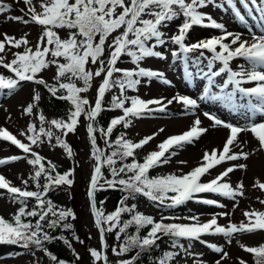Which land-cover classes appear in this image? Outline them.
Returning <instances> with one entry per match:
<instances>
[{
	"label": "snow or ice",
	"instance_id": "6c2138e0",
	"mask_svg": "<svg viewBox=\"0 0 264 264\" xmlns=\"http://www.w3.org/2000/svg\"><path fill=\"white\" fill-rule=\"evenodd\" d=\"M14 2H22L25 7L19 9L22 15L8 16V19L35 25L39 32L35 42L28 39L29 33L17 38L5 32L0 39V68L6 70L0 71V95L11 96L24 83L34 85L31 101L21 106V115L33 119L18 134L0 126V141L10 143L22 153L0 158V166L17 161L29 166L19 186L0 174V197L18 205L9 218L0 214V245L27 251L33 257L32 264H40L37 252L48 257L51 264H69L48 248L59 240L73 251L76 261L81 259L68 238L63 234L53 235L59 229L61 233L71 232L72 238L81 245L85 243L74 230L72 221L77 219L74 210L51 198L53 192L73 186L75 169L59 171L57 164L38 149L41 146L59 148L69 160L73 159L74 151L66 137L77 131L83 118L87 122L86 135L93 161L87 197L100 240L99 249H87L92 264H111L107 254L109 247L119 258L116 264H140L142 254L159 249L158 241L165 237L170 250L153 258L152 264H178L177 257L181 253L185 257L202 256V253L191 252L194 242L219 254L213 264L231 259L223 245L204 240V236L223 237L227 245L235 239L239 248L251 256L253 264H264V243L249 246L237 239L243 234L264 232V210H242L244 219L239 222H233L232 212L228 211L212 213L207 220H201L202 213L177 217L162 211L156 219L138 210L137 203H130L143 197L161 210H174L189 202L224 209L227 204L218 199L222 197L233 202V210L239 207V198L245 196L246 186L242 179L233 184L230 174L236 170L246 172L250 157L256 152L264 153V27L260 35L252 33L251 39H244L242 33L229 31L205 9L223 8L240 21H245L246 14L255 12L264 21V0ZM11 10V4L0 0V14ZM173 25L175 29L169 31ZM195 27L216 30L218 34L189 43V34ZM60 30H66V37H61ZM168 54L173 66L176 62L182 64L184 79L189 84L195 81L202 87L198 98L180 93L171 98L150 99L130 95L137 93L142 84L150 85L153 81L171 84L163 70L144 66L149 59L167 60ZM237 60L245 63L234 69L232 64ZM125 62L126 66H119ZM53 69L50 82L42 73ZM96 79L100 82L93 102L86 94ZM41 86L50 97L68 105L64 116L48 118L39 109ZM108 94L111 95L106 103ZM174 102L185 114L195 118L186 131L168 136L142 160L137 158L138 150L164 132V128L139 140L130 138L127 131L113 139L118 127L128 130L135 120L166 113ZM201 102L218 103L229 112L242 113L246 122L233 123L204 111L202 114L211 122V128L228 130L222 148L204 150L196 166L186 172L180 168L179 173L152 175L208 131L197 115ZM105 111L119 114L111 117L106 126H99L98 118ZM8 119L11 120L10 115ZM241 134H250L256 145L245 151L248 141H241ZM98 135L103 147L98 143ZM229 162V166L212 175L214 169ZM177 164L186 165L187 161L178 160ZM205 177L211 178L205 180ZM252 187L264 194V182L259 178ZM107 190L122 194L115 209L108 213L103 208L104 201L98 206L96 199L98 192ZM256 199L264 206V199ZM223 217L229 218L226 224L219 222ZM180 220L188 222H178ZM108 234H114L117 243L110 246L106 239ZM236 259L238 264H248L241 257ZM193 264H207V261L193 259Z\"/></svg>",
	"mask_w": 264,
	"mask_h": 264
},
{
	"label": "rangeland",
	"instance_id": "374dc122",
	"mask_svg": "<svg viewBox=\"0 0 264 264\" xmlns=\"http://www.w3.org/2000/svg\"><path fill=\"white\" fill-rule=\"evenodd\" d=\"M35 2V0H34ZM223 3V0H220ZM4 3H8L12 5V10L10 12L0 14V39H3V33H8L9 35L16 36L17 38L21 37L25 33H29L28 39L30 41L35 42L38 36L39 28L35 25H24L22 23L14 22L8 19V16H16L22 15L19 11L20 8L25 7L23 3H15L14 0H4ZM205 11L210 12L214 18L218 19V21L223 22L229 31L240 32L243 34L244 39H251V34L255 33L256 35H260L262 31V27H264V21H261L259 17V13H253L252 15H247L245 21H240L237 19L231 12L224 10L223 8L217 9L215 7H209L205 9ZM232 21L234 24H230ZM179 23V21H177ZM175 29V25H173L172 29L169 31H173ZM59 34L61 37H66V30H60ZM218 32L216 30H211L202 27H195L189 34L188 42H195L198 39H202L205 37H209L212 35H216ZM8 59L11 58V55L8 54ZM245 63L243 60H237L233 62L232 67L236 69L239 64ZM127 62L121 64L119 66H126ZM146 67H150L153 69H160L166 73V77L171 81L170 85H165L160 82L153 81L150 85L142 84L137 93H129L130 95H139L144 99L150 98H159L161 96L171 98L173 95L180 93L186 94L193 98H198V96L202 92V87L198 86L195 81L192 84H189L183 75V68L180 62H176L173 66V61L171 59L170 54H168L167 60H159V59H149L145 62ZM95 67V66H93ZM203 67V65H201ZM195 71V69H190ZM0 71H6L0 68ZM54 74V69L51 71H45L42 73L43 77L46 80L52 82L51 78ZM226 78V77H224ZM99 79L94 80L92 89L86 94L90 101L94 102L96 95V87L99 84ZM219 82V78H218ZM206 83V82H205ZM154 85V86H151ZM34 87L31 83H24L23 87L18 89L13 95H0V126L7 127L14 134H18L20 130H22L26 123L29 120L33 119L31 117H25L21 115L22 105H26L31 101V90ZM41 92L42 99L39 102V109L43 111V113L48 118H59L61 116L58 115L54 107L52 106L51 101H46L47 96L44 88L41 86L38 89ZM214 91H219L218 88H214ZM111 94H108L106 100L110 98ZM7 110V111H6ZM204 111H211L214 114L218 115L222 119L233 123L244 124L245 118L242 113L238 112H229V110L223 108L222 105L214 102H201V108L198 111L197 115H199L202 126L208 128V131L202 135V137L191 145H186L184 150L180 151L179 154L173 158L172 162L168 165H165L161 168H158L154 171L163 169L165 173L177 172L179 173V169L183 168L186 172L190 170L192 167L196 166V163L199 161L200 157L203 154L204 150H211L213 148H222L223 143L226 140L228 135V130L223 128H211V122L203 116ZM118 112H109L108 117L111 118L115 115H118ZM11 116V120L8 119V116ZM195 117L191 114H185V110L175 102L169 106L166 113H156L153 116L139 119L134 121V125L125 130L123 127H118L114 135H118L120 132L127 131L128 136L134 140H139L143 138L145 135H150L153 132H156L159 128H164L165 131L160 133L153 141H151L148 145H146L139 156L141 160L147 152L151 150H156V146L159 142L163 141L170 135L180 134L186 131L193 119ZM86 121L81 118V124L78 126L77 131L72 134L70 133L66 139L67 142L71 145L74 151L73 159L69 160L65 155L62 154V150L59 148L50 149L48 147L41 146L38 151L41 152L42 155L51 159L55 162L62 170L65 171L69 168H74V175L72 179L74 180V184L71 188L64 187L58 193V204L63 205L65 207L71 208L74 210L77 219L72 221L74 224V229L76 234L79 235L81 239L85 241L83 245L76 242L73 243V248L76 253H79L81 259L79 261L75 260L73 251L70 254V258L73 260L74 264H92L89 253L87 249L89 247H95L97 249L100 248V240L98 230L94 227L93 217L90 212V202L87 197V189L89 186V179L92 172V164L93 161L90 157V144L87 140L86 135ZM220 131H222V142L221 144L214 145L213 140L215 136H217ZM213 132V134H211ZM239 139L241 141H248V144L245 146V151L252 149L256 145V141L251 137L250 134H241ZM98 143L103 147V140L98 138ZM22 154L20 150L15 148V146L10 145L8 142L0 141V158H5L11 155ZM184 154L188 155L187 160L184 159ZM178 160L187 161L186 165L177 164ZM231 162L226 163L223 166H218L213 170L212 175L215 176L219 171L222 170V167L229 166ZM249 167L247 171L236 170L234 173L230 174V179L233 184H235L238 180H243L246 191L245 196L243 198H239V207L233 210V202L227 200L226 198L219 197L222 203L227 204V207L224 209H219L213 206L203 205L199 203L189 202L185 206H181L174 210L168 209H159L150 201H147L143 197H138L136 201H130V203H137L138 210L144 212L145 214H149L154 216L156 219H159L161 212L165 215H172L177 217H185L194 214H203L201 216V220H207L210 218V214L220 211H228L232 212L231 219L233 222H239L244 219L242 215V210H247L251 208H255L257 210H264V206L260 205L257 197L264 199V194H262L259 190L254 189L252 187L254 181L259 178L262 182H264V153L256 152L254 153L250 159L247 161ZM11 166V173L5 174L0 171V174L5 175L7 179L12 181L15 185L19 186L21 184V177H25L28 174L29 166L24 161H17L9 164ZM4 166H0V169ZM211 177H205L204 179H210ZM210 198H217L211 196V194H206ZM15 204L9 202L6 197H0V214L5 216V218H9L10 214L14 212ZM106 213L110 212L108 209L105 211ZM228 217L220 218L219 222L221 224H226L228 221ZM185 223L188 221L181 220ZM91 237L89 239L88 237ZM108 244L111 246L114 243V239L110 237V234L106 236ZM204 240H207L211 243H216L219 245H223L225 250L230 253L231 259L227 261H223L222 264H238L237 257H241L246 261H250V255L242 251L236 243L234 239L231 245L225 244L224 238L220 236H204ZM242 243L255 246L259 243H262L264 239V232L255 233V234H243L237 237ZM182 243H186L182 241ZM191 252L193 253H202V256H188L185 257L183 253L179 257H177L178 263L180 264H193V259H203L207 261V264H213V262L219 258V254L214 253L211 249L207 248L205 245L200 244L199 242H194L191 248ZM107 254L111 261V264H114V257L111 252V247L107 250ZM37 258L40 260V264H51L48 257H46L43 253L37 252ZM33 257L27 251L20 249L16 246L10 245H0V264H32ZM116 264V262H115Z\"/></svg>",
	"mask_w": 264,
	"mask_h": 264
},
{
	"label": "trees",
	"instance_id": "16d2710c",
	"mask_svg": "<svg viewBox=\"0 0 264 264\" xmlns=\"http://www.w3.org/2000/svg\"><path fill=\"white\" fill-rule=\"evenodd\" d=\"M44 90H45L46 96H47L46 101H51L52 102V106L54 107V109L56 110L58 115L61 116V117L64 116L66 111H67L68 105L65 102L58 101L55 98L50 97V95L47 93L46 89H44ZM106 103H107V100H106ZM109 112L110 111H105L98 118L99 126H106L107 125V123L110 120V118L108 117ZM115 136L116 135L113 134V139L115 138ZM98 138H99V135H98ZM140 152H141V150H138V153H137V158L138 159H141V157L139 156ZM58 170L61 171V172L65 171L64 169L62 170V168H60L59 166H58ZM151 174L152 175H165V174H168V173H165L164 170L161 169V170L153 171ZM105 175L106 176L108 175V172H107L106 169H105ZM60 190L61 189H59V190H57V191H55V192H53L51 194V198L57 204H58L57 197H58V193H59ZM121 195L122 194L119 191H114V190H107V191L98 192L97 195H96L98 206H99V202L100 201H104V204H103L104 210L106 211L108 209L111 212L117 206V203H118ZM17 207H18V205L15 206L14 212L16 211ZM178 222H181V221H178ZM181 223H184V222H181ZM144 232H146V229L143 230L141 234L143 235ZM58 234H63L66 238H68L72 242V244L74 243V241H73L74 239L72 238V233L71 232H67L66 231V232L61 233V231L59 229H57L56 232L53 233V235H58ZM110 237H112L114 239V234H110ZM115 243H117V242L114 239L113 245ZM158 243L160 245L159 249H156V250H154L151 253L142 254L141 259H140V264H152L153 258L162 255L165 250H170L169 249V241H168V239L166 237L163 240L158 241ZM262 243H264V240H263ZM48 248H49V250L52 253L57 255V257L59 259H64L65 261L69 262V264H74L73 260L70 258V254H72V252H71L72 250L69 249L66 245H64L61 241H59V240L54 241L53 243L48 245ZM113 257H114V264H115V262L119 258L114 256V255H113ZM249 264H253L252 258H251Z\"/></svg>",
	"mask_w": 264,
	"mask_h": 264
},
{
	"label": "bare ground",
	"instance_id": "6f19581e",
	"mask_svg": "<svg viewBox=\"0 0 264 264\" xmlns=\"http://www.w3.org/2000/svg\"><path fill=\"white\" fill-rule=\"evenodd\" d=\"M231 25L232 24H234V22H232V21H230L229 22ZM151 86H154V85H151ZM222 131H220V133L217 135V136H215V139L213 140V144L214 145H217V144H221V142H222V139H223V137H221L222 136ZM211 134H213V132H211ZM218 146V145H217ZM188 155L186 154H184V159H186L187 160V157ZM11 169H12V167L11 166H8V165H6V166H4V167H2L1 169H0V171L2 172V173H5V174H10L11 173Z\"/></svg>",
	"mask_w": 264,
	"mask_h": 264
}]
</instances>
